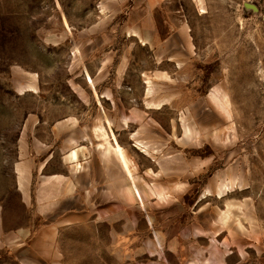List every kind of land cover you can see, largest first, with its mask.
Returning a JSON list of instances; mask_svg holds the SVG:
<instances>
[{"label":"rangeland","instance_id":"rangeland-1","mask_svg":"<svg viewBox=\"0 0 264 264\" xmlns=\"http://www.w3.org/2000/svg\"><path fill=\"white\" fill-rule=\"evenodd\" d=\"M0 206L57 264H264V0H0Z\"/></svg>","mask_w":264,"mask_h":264},{"label":"crops","instance_id":"crops-1","mask_svg":"<svg viewBox=\"0 0 264 264\" xmlns=\"http://www.w3.org/2000/svg\"><path fill=\"white\" fill-rule=\"evenodd\" d=\"M71 155L72 152L70 159L74 161ZM52 231L54 225L39 230L29 221L11 227L3 206H0V264H57L56 259L51 258L54 239L49 240L48 232Z\"/></svg>","mask_w":264,"mask_h":264},{"label":"bare ground","instance_id":"bare-ground-1","mask_svg":"<svg viewBox=\"0 0 264 264\" xmlns=\"http://www.w3.org/2000/svg\"><path fill=\"white\" fill-rule=\"evenodd\" d=\"M95 130L97 131V135L100 138H102L106 142V144H107V146H105L104 149H105L106 157H108V155L110 154V147H109L108 142H107L108 141L107 135L105 134V132H104V130L102 128H98V129H95ZM136 144H137V146L141 147L142 149L145 148L139 142H137ZM103 145L104 144H100L99 146L103 147ZM115 152L117 154H120V151L119 150L118 151H115ZM71 156H72L73 160H77V152H76V150H73L72 151V155Z\"/></svg>","mask_w":264,"mask_h":264}]
</instances>
